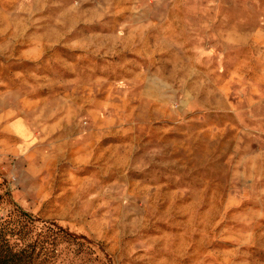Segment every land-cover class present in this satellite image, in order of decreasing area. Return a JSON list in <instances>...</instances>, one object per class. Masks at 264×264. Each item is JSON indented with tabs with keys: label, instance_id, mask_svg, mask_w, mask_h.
I'll return each mask as SVG.
<instances>
[{
	"label": "rangeland",
	"instance_id": "1",
	"mask_svg": "<svg viewBox=\"0 0 264 264\" xmlns=\"http://www.w3.org/2000/svg\"><path fill=\"white\" fill-rule=\"evenodd\" d=\"M6 215L39 264H264V0H0Z\"/></svg>",
	"mask_w": 264,
	"mask_h": 264
},
{
	"label": "trees",
	"instance_id": "2",
	"mask_svg": "<svg viewBox=\"0 0 264 264\" xmlns=\"http://www.w3.org/2000/svg\"><path fill=\"white\" fill-rule=\"evenodd\" d=\"M19 210L25 217L24 219L30 222L38 221L22 209ZM21 226L15 223L10 216L0 217V264L41 263V257L45 255L43 253L44 244L48 242L36 237H28L23 230L24 227Z\"/></svg>",
	"mask_w": 264,
	"mask_h": 264
}]
</instances>
